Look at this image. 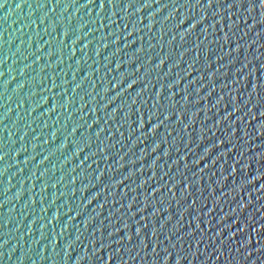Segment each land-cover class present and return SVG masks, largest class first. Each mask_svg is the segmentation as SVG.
I'll return each instance as SVG.
<instances>
[{
  "label": "water",
  "instance_id": "1",
  "mask_svg": "<svg viewBox=\"0 0 264 264\" xmlns=\"http://www.w3.org/2000/svg\"><path fill=\"white\" fill-rule=\"evenodd\" d=\"M0 156V264H264L261 0H0Z\"/></svg>",
  "mask_w": 264,
  "mask_h": 264
},
{
  "label": "snow or ice",
  "instance_id": "2",
  "mask_svg": "<svg viewBox=\"0 0 264 264\" xmlns=\"http://www.w3.org/2000/svg\"><path fill=\"white\" fill-rule=\"evenodd\" d=\"M261 5L264 6V0H261ZM254 6V5H253ZM229 7H231V5H229ZM0 159H3L2 156H0Z\"/></svg>",
  "mask_w": 264,
  "mask_h": 264
}]
</instances>
